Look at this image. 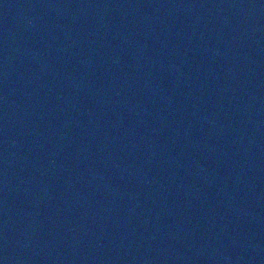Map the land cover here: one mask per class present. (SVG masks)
I'll return each mask as SVG.
<instances>
[{"label":"water","instance_id":"1","mask_svg":"<svg viewBox=\"0 0 264 264\" xmlns=\"http://www.w3.org/2000/svg\"><path fill=\"white\" fill-rule=\"evenodd\" d=\"M0 264H264V0H0Z\"/></svg>","mask_w":264,"mask_h":264}]
</instances>
